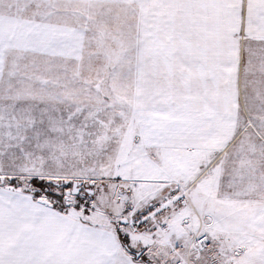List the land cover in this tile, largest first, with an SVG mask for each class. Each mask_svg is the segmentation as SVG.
<instances>
[{
    "label": "snow or ice",
    "instance_id": "6c2138e0",
    "mask_svg": "<svg viewBox=\"0 0 264 264\" xmlns=\"http://www.w3.org/2000/svg\"><path fill=\"white\" fill-rule=\"evenodd\" d=\"M0 264H264V0H0Z\"/></svg>",
    "mask_w": 264,
    "mask_h": 264
}]
</instances>
